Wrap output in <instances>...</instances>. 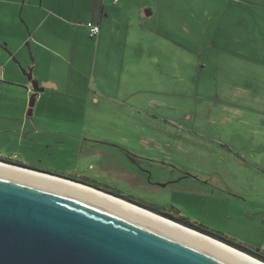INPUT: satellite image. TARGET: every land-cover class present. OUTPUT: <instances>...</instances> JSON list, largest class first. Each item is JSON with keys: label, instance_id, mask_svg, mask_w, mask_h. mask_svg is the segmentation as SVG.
Segmentation results:
<instances>
[{"label": "rangeland", "instance_id": "374dc122", "mask_svg": "<svg viewBox=\"0 0 264 264\" xmlns=\"http://www.w3.org/2000/svg\"><path fill=\"white\" fill-rule=\"evenodd\" d=\"M147 1L151 6L145 8L156 13L155 0ZM140 2L145 3L131 4ZM159 3L167 8L161 41H171L166 26L174 42L161 43L160 63L166 61L169 69L161 67L154 76L153 91L146 90L150 77L140 74L134 83L143 92L123 93L114 101L104 100L94 86L79 91L68 84L59 92L60 121L39 123L66 141L37 133L33 141L14 145L18 157L0 153V158L59 176L87 177L173 218L239 231L237 221L251 212L264 216V0ZM222 19L226 39L219 34ZM206 185L231 198L228 210L213 209L210 219L201 204L217 194L197 190Z\"/></svg>", "mask_w": 264, "mask_h": 264}, {"label": "crops", "instance_id": "0c3cea01", "mask_svg": "<svg viewBox=\"0 0 264 264\" xmlns=\"http://www.w3.org/2000/svg\"><path fill=\"white\" fill-rule=\"evenodd\" d=\"M133 1L137 0H0L1 155L18 157L14 145L20 146L25 139L33 141L37 133L43 134V139L46 134L59 135L49 130L44 132L39 123L60 121L59 92L65 91L68 84L79 91L94 86L104 100L114 101L121 100L123 93L134 96L143 92L134 83L140 74L150 77L147 92L154 90V76H158L161 67L169 69L166 61L160 63L161 43L174 42L170 37L171 29L166 26L163 29L169 31L171 41L167 37L162 41L160 38L161 22L167 17L162 11L166 12L167 8L161 6L160 0H155V13L153 8H145L151 6L147 0L136 6L131 4ZM87 23L100 25L98 37L89 35ZM150 23L155 26L149 28ZM135 27L146 35L137 36ZM219 27V34L222 31L225 39L228 38L229 31L223 19ZM187 28L193 27L187 23ZM201 68L207 70L209 67ZM32 81L46 87L38 93L29 115L30 99L34 94ZM44 118H50L51 123ZM60 140L66 141L63 134L59 135ZM197 190L208 196L209 192L217 194L204 198L201 204L206 219L212 218L207 215L213 214V209L218 214L228 210L226 204L231 198L219 195L222 190L209 191L208 185ZM251 213L248 219L237 221L239 231L223 227L215 230H222L220 232L235 241L264 252V223L261 222L264 216L259 212ZM200 222L203 223V219ZM208 223L214 226L212 220Z\"/></svg>", "mask_w": 264, "mask_h": 264}, {"label": "water", "instance_id": "95a60500", "mask_svg": "<svg viewBox=\"0 0 264 264\" xmlns=\"http://www.w3.org/2000/svg\"><path fill=\"white\" fill-rule=\"evenodd\" d=\"M32 86L29 115L38 93L46 87L36 81ZM15 164L0 159V264H255L237 252L264 263L113 193ZM24 169L66 179L110 197L71 189V185ZM126 202L149 213L132 209Z\"/></svg>", "mask_w": 264, "mask_h": 264}, {"label": "trees", "instance_id": "16d2710c", "mask_svg": "<svg viewBox=\"0 0 264 264\" xmlns=\"http://www.w3.org/2000/svg\"><path fill=\"white\" fill-rule=\"evenodd\" d=\"M5 161L12 162V163H16V162H13L11 160H5ZM71 178L73 179V177H71ZM75 179L78 180V181H80V182H82V183H86L88 185H91V186H94L96 188L102 189L101 188L102 186H100V184L95 183V181H92L91 179H89L87 177L86 178L85 177H82L81 179H79V178H75ZM102 190H104L106 192L113 193L114 195H116V196H118L120 198H123L125 200H129V201H132L134 203H137V204H139L142 207H145V208H147V209H149V210H151L153 212H156V213H158L160 215H163L165 217H168V218H170V219H172L174 221H177V222H179V223H181V224H183L185 226H188V227L193 228L195 230H198V231H200L202 233H205V234H207V235H209V236H211V237H213L215 239L221 240V241H223V242H225V243H227V244H229V245H231V246H233V247H235L237 249H240V250H242V251H244V252H246L248 254H251L254 257H256V258L261 259V260L264 261V252L262 250L256 249V248H252V247H248L246 245H243V244L235 241L234 239L230 238L229 236L225 235L224 233H222L220 231L211 229V228L207 227L204 224H201V223H198V222H194L191 219L186 218V217H179L177 219L176 218H173V217L168 216L165 213H163L161 211V209L158 208L154 204H144L142 202H136L133 197H131V196H126L125 197V196L121 195L119 192L112 191L111 189H109L107 187L103 188Z\"/></svg>", "mask_w": 264, "mask_h": 264}, {"label": "bare ground", "instance_id": "6f19581e", "mask_svg": "<svg viewBox=\"0 0 264 264\" xmlns=\"http://www.w3.org/2000/svg\"><path fill=\"white\" fill-rule=\"evenodd\" d=\"M1 165H3V164H1ZM4 165H7V164H4ZM7 167H8V165H7ZM18 169H20V170H22V168H18ZM23 171H25V172H27V173H31V174H34V175H37V176H40V177H44V178H46V179H52V180H54V181H58L60 184H64V185H66V186H72L71 187V189L73 188V187H75V188H77V189H79V190H83V189H85L84 191H87L88 192V190L89 191H92V192H94V193H97V194H99V196H102V197H110V195H108V196H105L106 194H104V193H102L101 191H98V190H94V189H91V188H88V187H86V186H84V185H80V184H77V183H75V182H71V181H67L66 179H61V178H59V177H56V176H51V175H48V174H43V173H39V172H34V171H30V170H23ZM81 187V188H80ZM86 189H88V190H86ZM100 199H104V198H100ZM111 199H113V198H111ZM118 201H120V200H118ZM121 203H124V202H121ZM127 203V202H126ZM125 205H128L129 207H131L132 209H138V210H140V208H138V207H136V206H131V204L130 203H127V204H125ZM127 208V207H126ZM140 211H143L144 213H149V212H147V211H145V210H140ZM160 219H162L161 217H159ZM169 221V220H168ZM173 223V222H172ZM174 224V223H173ZM174 225H176L177 227H182V226H179L177 223H175ZM183 228V227H182ZM183 229H186V227L185 228H183ZM196 233V232H195ZM207 238V237H206ZM220 245H223V244H220ZM237 253H239V254H237V255H241V256H243V257H247L248 259H250L251 261H255V262H253V263H255V264H257V263H261V264H264L263 262H261V261H259V260H256V259H253L252 260V258H250L249 256H245L243 253H241V252H237Z\"/></svg>", "mask_w": 264, "mask_h": 264}, {"label": "built area", "instance_id": "2783aa9c", "mask_svg": "<svg viewBox=\"0 0 264 264\" xmlns=\"http://www.w3.org/2000/svg\"><path fill=\"white\" fill-rule=\"evenodd\" d=\"M118 1V0H115ZM86 27L88 28L89 35L93 38H96L100 34L101 27L98 24H93V23H87ZM3 71L0 68V79H2Z\"/></svg>", "mask_w": 264, "mask_h": 264}]
</instances>
